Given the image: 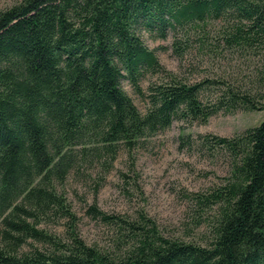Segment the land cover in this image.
I'll use <instances>...</instances> for the list:
<instances>
[{
	"label": "trees",
	"instance_id": "obj_1",
	"mask_svg": "<svg viewBox=\"0 0 264 264\" xmlns=\"http://www.w3.org/2000/svg\"><path fill=\"white\" fill-rule=\"evenodd\" d=\"M146 33L173 34L180 57L194 38L214 56L264 53V0H20L0 9V264H264V121L201 140L229 164L201 196L217 206L205 244L165 237L144 213L129 220L95 205L90 212L117 226L114 249L40 226L74 218L59 190L73 172L108 173L122 149L132 154L175 122L264 110V84L180 78ZM154 74L162 76L145 90Z\"/></svg>",
	"mask_w": 264,
	"mask_h": 264
},
{
	"label": "rangeland",
	"instance_id": "obj_2",
	"mask_svg": "<svg viewBox=\"0 0 264 264\" xmlns=\"http://www.w3.org/2000/svg\"><path fill=\"white\" fill-rule=\"evenodd\" d=\"M20 0H0L5 9ZM213 36L217 35L216 28ZM147 44L157 50L164 70L180 78L195 81L209 78L238 80L244 89H255L264 84V53L246 55L229 53L214 56L208 47L201 48L194 38L180 57L173 48V34L167 39H152L144 35ZM162 74L148 75L141 84L146 90ZM128 92L144 109L145 103L136 95L130 83ZM264 110H221L206 123L175 122L167 132L152 137L142 148L129 154L122 149L112 169L102 174L97 168L73 172L59 190L65 193L74 218L43 220L41 227L66 235L75 232L88 244L114 249L117 226L90 212L91 206L125 219H136L141 213L154 221L160 232L168 238L205 244L210 237V220L217 206L200 203L220 186L229 173L224 154L211 155L201 146L206 135L232 137L244 130L260 125ZM190 135L192 144L181 146L180 135ZM128 174V175H123ZM40 245L39 243H36ZM41 246V245H40Z\"/></svg>",
	"mask_w": 264,
	"mask_h": 264
}]
</instances>
